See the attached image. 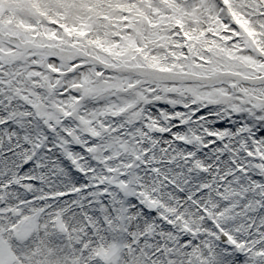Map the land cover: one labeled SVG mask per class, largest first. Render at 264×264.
Segmentation results:
<instances>
[{
  "label": "snow or ice",
  "instance_id": "snow-or-ice-1",
  "mask_svg": "<svg viewBox=\"0 0 264 264\" xmlns=\"http://www.w3.org/2000/svg\"><path fill=\"white\" fill-rule=\"evenodd\" d=\"M0 264H264V0H0Z\"/></svg>",
  "mask_w": 264,
  "mask_h": 264
}]
</instances>
